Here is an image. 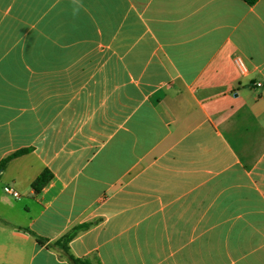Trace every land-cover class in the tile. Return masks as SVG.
<instances>
[{
    "label": "crops",
    "instance_id": "crops-1",
    "mask_svg": "<svg viewBox=\"0 0 264 264\" xmlns=\"http://www.w3.org/2000/svg\"><path fill=\"white\" fill-rule=\"evenodd\" d=\"M10 156L0 264H264V0H0Z\"/></svg>",
    "mask_w": 264,
    "mask_h": 264
},
{
    "label": "trees",
    "instance_id": "trees-1",
    "mask_svg": "<svg viewBox=\"0 0 264 264\" xmlns=\"http://www.w3.org/2000/svg\"><path fill=\"white\" fill-rule=\"evenodd\" d=\"M246 5L252 6L254 5L258 0H242ZM16 155V154H15ZM14 155V156H15ZM13 156V155H12ZM11 158L7 157L0 163V169L4 166L5 162ZM49 179V174L47 171H44L42 174H40L31 184V187L38 191ZM89 227V224H82L74 226L72 229H70L68 232H66L64 235H62L60 238L53 242L47 243L45 239L35 236L31 233V235L35 238L36 242L38 244L44 245L47 248L56 250L60 253V255L69 263V264H92L87 259H79L74 257L70 251L68 244L69 242L78 234V232L83 231Z\"/></svg>",
    "mask_w": 264,
    "mask_h": 264
},
{
    "label": "built area",
    "instance_id": "built-area-1",
    "mask_svg": "<svg viewBox=\"0 0 264 264\" xmlns=\"http://www.w3.org/2000/svg\"><path fill=\"white\" fill-rule=\"evenodd\" d=\"M234 63L237 66V68L239 69L240 73L243 74L244 72H246V68H245V66H244V64H243V62H242V60L240 58L236 57L234 59ZM256 85L259 86V84H256ZM3 192L5 194H8V195L12 196V197H17L18 196L17 192L14 189H12L11 187H8V186L3 187Z\"/></svg>",
    "mask_w": 264,
    "mask_h": 264
}]
</instances>
